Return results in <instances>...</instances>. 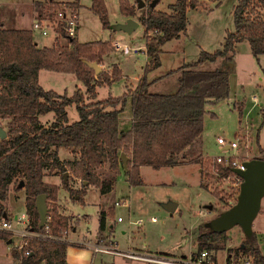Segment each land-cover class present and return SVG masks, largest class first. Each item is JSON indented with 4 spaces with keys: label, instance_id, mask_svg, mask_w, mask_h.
I'll use <instances>...</instances> for the list:
<instances>
[{
    "label": "trees",
    "instance_id": "16d2710c",
    "mask_svg": "<svg viewBox=\"0 0 264 264\" xmlns=\"http://www.w3.org/2000/svg\"><path fill=\"white\" fill-rule=\"evenodd\" d=\"M153 1L159 2L146 0L137 19L143 28L148 57L144 74L134 90L126 87V92L117 99L85 103L80 90L72 97L62 96L45 90L39 83L42 70L75 74L83 83L89 100L94 101L96 88L118 80L120 72L113 67L111 78L104 72L95 76L82 60L99 62L114 52L109 42L83 44L77 39H68L65 45L40 48L32 30L0 26V119L8 126L7 137L0 139V217L6 212L4 204L11 187L18 190L23 182L29 230L54 238L30 239V254L21 258V264H68L67 250L72 245L63 239L70 228V219L59 214L55 205L59 188L45 183L48 172L57 171L63 176L71 170L73 176L97 188L101 196L109 195L114 191L121 165L119 157L123 153L129 158L125 169L129 187L142 185L140 167L160 170L179 165L186 149L202 134L205 106L229 97L227 72L199 68L220 58H229L242 41L248 43L255 58L264 56V12L260 13L259 9L264 0H238L232 11L234 31L226 33L221 49L213 53L201 52L196 62L182 66L179 86L174 93H153L150 91L153 83L146 75L160 67L161 47L186 32L188 10L200 6L197 0H175L168 5L167 11L160 12L149 6ZM47 3V8L37 5L40 18L54 17L65 5L80 6L79 2L64 4L48 0ZM90 10L107 29L109 22L104 0H91ZM119 11L125 17L135 15L133 7L124 0H119ZM128 101L133 125L126 130L120 127V114ZM118 105H121L119 109ZM72 106L76 107L80 120L70 124L67 109ZM49 114L54 115V122L46 127L41 117ZM61 148L72 151L79 158L63 163L59 157ZM201 156L192 162L202 164ZM107 164L112 175L97 174V170ZM64 188L71 196L80 195L70 188L69 182L64 183ZM41 195H46L49 202L48 222L43 228L36 206V199ZM112 215L113 208L100 214L99 233L106 230V219ZM12 236V233L0 231V240L10 241ZM227 241L226 232L201 230L197 234L196 253H217L224 249ZM237 250L252 255L256 264H264L255 233L251 238L245 237ZM227 253L231 254L232 249Z\"/></svg>",
    "mask_w": 264,
    "mask_h": 264
},
{
    "label": "rangeland",
    "instance_id": "374dc122",
    "mask_svg": "<svg viewBox=\"0 0 264 264\" xmlns=\"http://www.w3.org/2000/svg\"><path fill=\"white\" fill-rule=\"evenodd\" d=\"M23 1L0 0V4L10 6ZM124 1L133 7L135 12V15L129 18L137 21L141 10L129 1ZM142 1L147 4L146 0ZM174 1L159 0L155 10L165 12L168 5ZM197 1L200 6L187 14L189 23L186 34L161 47L160 67L149 71L146 75L149 80L153 76H163L162 81L150 88L153 93H174L179 86V69L196 62L201 52L213 53L221 49L226 33L234 31L232 9L238 0ZM104 3L109 26L126 21H123V15L119 11V0H104ZM81 4L83 7L79 13L78 40L81 43L109 41L128 47L129 53L124 56H121L120 50L113 48L114 52L104 58L103 64L107 68L120 69L124 78L134 82V79L141 75V69L146 61L143 52L145 42L142 26L139 24V27L131 34L120 31L110 32L108 28L102 27L98 16L89 9L91 0H81ZM259 9L260 13L264 12V5ZM2 12L5 14L7 11L3 9ZM12 15L13 12L10 13L11 18ZM34 38L38 41V46L43 48L53 44L51 40L54 36L42 38L37 34ZM55 44L65 45L66 41ZM228 57L220 58L214 63H206L199 68L227 72L230 92L226 100L205 106L202 134L185 152L183 157H186V160L182 158L179 165L160 170L145 167L141 171L143 184L136 187L125 186V176L121 171L117 176L114 191L106 197L100 196L99 190L94 186L91 187L87 197H84L88 204L84 206L76 204L77 209L73 208L74 212L89 217L88 221H83L81 224L84 232L96 230L100 208L98 205L103 209L107 205H113L114 202H122V199H125L129 210L122 204L114 208L113 215L108 217L109 224L114 226L109 233L110 238L99 236L103 245L116 247L119 252L130 251L137 255L174 260L196 253L198 232L211 229L212 220L228 210L231 207L228 202L234 200L232 191L224 184L217 182L212 174L211 161L208 158L223 154L217 145V139L224 138L227 141L238 142L240 156L247 153L250 160L264 158V56L255 58L250 52L248 43L242 41L236 45L235 52ZM101 68L103 69V66ZM107 77L112 76L107 75ZM43 82L49 90L58 89L59 92L64 89L71 92L76 83L83 88L81 81L76 82L73 77L53 72H45ZM124 82L125 80L119 79L110 86L96 88L95 101L120 97L124 92ZM82 95L84 100L89 99L86 93ZM126 108L129 109V101L126 103ZM67 112L70 124L80 120L75 106L69 107ZM47 116L51 118L53 114ZM0 127L7 131V122L0 123ZM245 145L248 148L247 151ZM196 155L204 156V164L200 163L202 178L198 172V166L191 163ZM60 156L63 159L74 158L70 150L65 148H61ZM202 156L201 159H203ZM68 172L71 174V170ZM97 174L105 177L112 175V172L107 164L104 168H99ZM70 178L72 177L69 175L68 179ZM78 186L81 187L82 183ZM26 198V194L19 190L9 194L6 201L9 217L15 220L16 216L21 218L23 214H26ZM167 202L177 205L174 213L170 214L161 207V204ZM208 207L212 209L209 210ZM118 218L122 222H117ZM12 225L17 230L25 227L24 224H17L15 221ZM252 232L255 233L258 248L264 251V196L260 211L252 223ZM226 235L229 242H226L224 249L216 253L218 264L224 263L229 247H233L232 251L237 250L245 238L238 226L229 229ZM12 237V244H9L7 240H0V264H21L19 262L22 252L16 248V245L19 246L22 240L16 236ZM79 257L81 264H152L93 252L92 254L80 252Z\"/></svg>",
    "mask_w": 264,
    "mask_h": 264
},
{
    "label": "crops",
    "instance_id": "0c3cea01",
    "mask_svg": "<svg viewBox=\"0 0 264 264\" xmlns=\"http://www.w3.org/2000/svg\"><path fill=\"white\" fill-rule=\"evenodd\" d=\"M50 1H52L54 3H67V2H69V3H76V2H79V5L80 6L77 7L78 10H79V13H80L81 8L83 7V5L81 4V0H65V1H63V0H50ZM47 2H48V0H29V1L28 0H24L21 3L11 4L10 6L9 5H1L0 4V26L3 25L6 29H18V30L19 29H21V30L24 29V30H31L33 23L37 19L40 18L39 9H37L39 7H37V5L38 4H41L43 7L47 8L48 7V3ZM90 7H91V5H90ZM3 9H5L7 11V12H5V14H3V12H2ZM194 10H196V9H194ZM189 11H193V10H188L187 14L189 13ZM232 11H233V9H232ZM12 12H13V15H12L13 17L11 18L10 13H12ZM122 18H123V21H124V20H127L129 17L122 16ZM187 19H188V17H187ZM136 22L138 23V27H139V24L140 23L138 21H136ZM120 23H124V22H120ZM108 30L110 32H114V31H111L109 28H108ZM186 31H187V28H186ZM37 34L38 33H35L34 32V37ZM185 34H186V32H185ZM38 36H40L42 38H52V36H54V38H52V40H51V43H53V44L50 45V46H43V48L44 47L51 48V47L54 46V43H63L65 41L64 39L58 38L54 34L50 35L49 37H43V36H41L39 34H38ZM143 36H144V34H143ZM76 39L78 40V34H77ZM60 40H62V41H60ZM35 42L38 45V41L35 40ZM103 42H107V41H103ZM88 43H91V42H88ZM109 43L112 46L114 44H118V43H111V42H109ZM83 44H85V43H83ZM143 52L145 53V47L143 49ZM108 55H106V56H108ZM106 56L102 57L101 60L99 62H97V63H98L99 66H101V67L103 66L102 72L106 73L108 76H111L112 73L110 74V71L112 70V68H107V66L103 64L104 63L103 60H104V58ZM121 56H124V54H121ZM145 57H146V61H145L144 67L141 69V75H139L137 78H135L134 79V82L133 81H128L129 79L124 78L125 76L121 73L120 69H118L119 72H120L119 79L125 80L123 94L126 92V87L129 90H134L135 87L137 86V84L139 83V80L143 76L145 66L147 65V62H148V57L146 56V53H145ZM45 72H50V71L42 70L40 72V75H39V83H40V85L45 90H49L48 87L45 86V84L43 82V76H44ZM53 73H57V72H53ZM58 74H62V75H65V76L73 77V78H75L76 82L77 81L78 82L80 81L75 74H63V73H58ZM147 80L149 82H152L153 83L152 86H153L157 82L162 81L163 80V76L162 75L161 76L160 75L159 76H153L151 78V80H149V79H147ZM112 83L113 82L108 83V84H104V85H102L100 87H103V86H106V85L107 86H110ZM98 88L99 87H97V89ZM78 90H80L82 94L85 93L84 86H83V88H81V86L79 84H77V83L75 84V87L73 86V89L71 90V92L68 89H64V90H62L60 92L58 91V89L53 90V91L57 92L58 94H60L62 96L65 95V94H67L69 97H72L73 95H75V93H77ZM96 96H97V91H96ZM120 97H117V98H120ZM117 98H115V99H117ZM84 102L85 103H91V102H95V100L93 101V100L87 99V100H84ZM120 106L121 105H118L117 108L119 109ZM41 121L46 125V127H48V126H50L54 122V115L51 118H49L48 116L41 117ZM3 122H5V121L2 120V119H0V123H3ZM132 125H133V121H132V117H131L130 106H129V109H127L126 108V104H125L124 107H123V111L120 114V127L122 129L129 130L130 128H132ZM188 149H186V151ZM60 152H61V149L59 150V157H60V159H61V161L63 163L72 162V161H75V160H77L79 158V156L77 154H74L72 151H70L74 158L73 159H63L60 156ZM185 152H184V155H185ZM198 156H200V155L194 156L191 161H193L194 159H196ZM184 160H186V157L184 158ZM128 161H129V158H128ZM191 163H194V162H191ZM195 164L198 166V172L200 173L201 178H202L201 166L198 163H195ZM144 168L145 167H140V176H141V171ZM121 171L124 173V176H125V169H124V166L122 165V163H121V165L119 167V173H118V175L120 174ZM68 174L72 178H70L67 181H65L64 175L61 176L59 173H57V171L48 172L46 174L45 178H44V181H45V183H47L49 185H54V186H57L59 188L58 198H57V202L55 203V205L58 208V211H59V214L60 215H62L63 217H67V218L70 219V228L66 232L65 237L63 239L64 241H66L67 243H69V244L72 245L67 250V255H66L67 263L68 264H81V260H80L81 258L79 257L80 252H85V253L87 252V253H91L92 254V252H93V250L91 249L92 246H95V245H103V243L99 239V236L100 235H103L105 237H109L110 238L109 233H110V231L113 230V227L114 226L112 224H109V221H108V218H107L106 219V230L104 232H102V233H99L98 232L99 217H100V214L102 212H105L108 208H113V210H114V208L116 207L115 206V203H117L118 201L114 202L113 205H107V206H105L103 209L101 208L100 205H98L100 208H99V212H98V226H97L96 230H94V232H92V231L84 232L82 230V228H81V224H82L83 221H88L89 220V217L88 216H83V215H80V214L74 212V209L75 208L77 209L76 204H81L83 206L85 204H88V201L85 202L84 197H87V193L89 192V190L93 186L85 185L82 180L76 178L73 175L71 176L70 172H68ZM116 180H117V178H116ZM67 182H69L70 188L72 190H74V191L79 192L80 195L71 196L70 192L66 188H64V183H67ZM79 183H82V186L81 187L78 186ZM124 184H125V186H127L128 188H130L129 185H128V183H127V181H126V176H125V183ZM18 190H19V192H23V193L26 194L25 189H18ZM15 191L16 190L14 189V187H11V189L9 191V194L11 192H15ZM81 193H82V195H81ZM9 194H8V196H9ZM106 196L107 195L102 196V197H106ZM122 201L125 203L122 206L127 207L128 210H129V205L126 202V200L125 199H122ZM4 206H5V209H6L5 214L7 215V217H9L10 213L8 211V205H6V202H5ZM118 206H120V205H118ZM25 209H26V200H25ZM23 216L25 217L27 215L26 214H23ZM16 217H18V216H16ZM9 218H11V217H9ZM118 219H120V218H118ZM118 219H117V222H120V221H118ZM27 226H28V224L25 225L24 228H26ZM18 230H20V229H18ZM228 242H229V240H228ZM8 243L9 244H12L13 241L10 240ZM112 243H114V242H112ZM77 245H79V246H77ZM196 245H197V237H196ZM231 248H233V247H229L227 249V251L229 249H231ZM227 255H228V253H227Z\"/></svg>",
    "mask_w": 264,
    "mask_h": 264
},
{
    "label": "built area",
    "instance_id": "2783aa9c",
    "mask_svg": "<svg viewBox=\"0 0 264 264\" xmlns=\"http://www.w3.org/2000/svg\"><path fill=\"white\" fill-rule=\"evenodd\" d=\"M134 7L137 8V4L135 0H127ZM80 28V15L79 11L72 6L65 5L63 8L58 10L54 17H44L37 19L33 25L31 30L35 33L43 37H49L54 34L58 38L62 37L61 30L65 33L66 38L68 39H76L78 31ZM113 48L115 50H120L121 54H128L129 48L123 47L120 44H114ZM217 145L221 148L223 152L222 155H217L213 158H208L210 162V166L212 167V174L215 177L217 182L224 184L227 189L232 191L234 195V200L236 202L237 197L239 195L240 186L243 182L242 178L236 172H244L245 171V163L251 161L248 157L247 153L244 156H240L238 154L239 145L238 142L227 141L224 138L217 139ZM245 150L247 151V146L245 145ZM233 153V154H232ZM202 164H204V156H202ZM202 172V170H201ZM233 201H229V205H233ZM124 205L125 203L117 202L115 206ZM17 222V224H28V216L23 217H15L13 218H5L0 217V231L1 232H9L12 233L13 236L19 237L22 240V243L16 248H18L21 252V258L25 255L30 254L29 249V240L32 238H49L54 239L48 234H38L34 231L29 230L28 226L23 230H17L13 228V222ZM118 221H121L118 219ZM46 231H49V228H46ZM94 254H103V255H113L123 257L132 261H140L152 264H218L216 253L202 251L200 253H193L188 256H182L180 259H168L162 257H148L137 255L135 253L128 252H119L116 250V247H108L105 245H95L92 246ZM259 249V248H258ZM263 258L264 251L260 250ZM223 264H256L255 259L252 255H248L247 253L241 252V250H235L231 254L227 255Z\"/></svg>",
    "mask_w": 264,
    "mask_h": 264
},
{
    "label": "water",
    "instance_id": "95a60500",
    "mask_svg": "<svg viewBox=\"0 0 264 264\" xmlns=\"http://www.w3.org/2000/svg\"><path fill=\"white\" fill-rule=\"evenodd\" d=\"M137 9L141 10L145 8V3L142 0H135ZM157 1L150 3V7L154 8ZM138 27V23L129 18L124 23L110 25L108 28L114 32H123L125 34H131ZM89 69H91L95 76L102 73V68L97 62H89L82 60ZM7 137L6 131L0 127V139L3 140ZM120 162L127 167L128 158L121 153L119 157ZM244 172H236L243 180L239 195L235 204H233L228 210L219 214L211 222V230L217 233L227 232L229 229L238 226L246 238H251L252 223L260 211L261 200L264 196V160L253 159L245 163ZM68 173L64 174L65 181L68 180ZM87 185V183H84ZM20 189H24V183L19 184ZM36 206L40 215V227L43 228L47 225L49 204L46 195H41L36 199ZM161 207L168 213L172 214L175 212L177 205L172 202L161 204ZM211 210V207H208ZM7 218V215L4 214ZM244 246H241L243 249Z\"/></svg>",
    "mask_w": 264,
    "mask_h": 264
}]
</instances>
